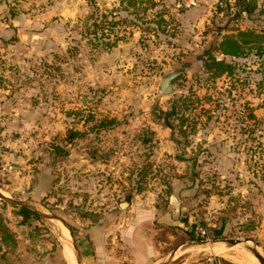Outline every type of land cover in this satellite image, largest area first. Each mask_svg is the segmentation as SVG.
Segmentation results:
<instances>
[{"label": "rangeland", "instance_id": "1", "mask_svg": "<svg viewBox=\"0 0 264 264\" xmlns=\"http://www.w3.org/2000/svg\"><path fill=\"white\" fill-rule=\"evenodd\" d=\"M0 192V264H69L52 220L19 203L58 218L92 264L142 261L113 234V258L93 262L95 224L148 234L152 264L248 250L217 254L216 239L264 255V0H0Z\"/></svg>", "mask_w": 264, "mask_h": 264}, {"label": "crops", "instance_id": "2", "mask_svg": "<svg viewBox=\"0 0 264 264\" xmlns=\"http://www.w3.org/2000/svg\"><path fill=\"white\" fill-rule=\"evenodd\" d=\"M87 227L88 228L85 230V232L87 235H89V239L92 241L90 258L93 259V262H95V258H100L102 256L106 257V259L113 258L112 252L109 251V253H107L108 248H104L105 245H107V243L111 240L110 236L113 234H115L114 237L116 238L120 237L119 239L123 245L127 244L131 246L134 256L142 260L141 264H152V256L158 252V250L151 244L149 235H142L141 232L136 231L135 227H132V229L128 230L121 229V224L101 226L95 224L93 226L87 225ZM138 241L142 243H138ZM108 262L109 261L106 260V263L104 264H111ZM86 263L92 264V262L89 260H86ZM95 264L97 263L95 262Z\"/></svg>", "mask_w": 264, "mask_h": 264}, {"label": "water", "instance_id": "3", "mask_svg": "<svg viewBox=\"0 0 264 264\" xmlns=\"http://www.w3.org/2000/svg\"><path fill=\"white\" fill-rule=\"evenodd\" d=\"M184 68H185V65H182L180 67H175L172 71H169L168 73H165L163 80L159 81L160 93L162 95H168V94H171L174 92V87H173L172 82L181 75ZM0 197L3 199L10 200V198L6 197L1 192H0ZM19 204L25 209L31 208V210H33L36 214H38L39 216H41L43 218L52 220L53 225L55 226V222L58 220V218H56L52 215H49V213H46L45 211H42L33 205L30 206L26 203H19ZM128 204H129V202H122L121 207L124 208ZM61 223L64 226H66L68 229H70V227L67 226L63 221ZM71 238H72V236H71ZM60 240H61V238H60ZM61 242H62V240H61ZM200 244H203V242H201ZM209 244H219V245H224L226 247L236 246V245L244 246L259 260L260 264H264V255L259 250L258 245L256 243L251 242L248 239H239V238H237V239H216V240H211V242ZM67 246L73 251L74 256L77 259L79 264H86V262L83 260L82 256L80 255L78 248L75 244V241L73 239L71 240L70 244L67 243ZM175 252H176V250L173 251V253L171 254V257L169 259L165 260L161 264H170L172 261V258L174 257Z\"/></svg>", "mask_w": 264, "mask_h": 264}, {"label": "trees", "instance_id": "4", "mask_svg": "<svg viewBox=\"0 0 264 264\" xmlns=\"http://www.w3.org/2000/svg\"><path fill=\"white\" fill-rule=\"evenodd\" d=\"M255 7L252 5H247L245 7V10H247L248 12H251V10H253ZM254 34V33H252ZM255 35V34H254ZM257 36V35H256ZM236 40V39H235ZM228 41H230L229 43V47H225L224 48V53L225 54H229V55H233V56H239L240 54V43L239 41H234V39H229ZM227 45V43H226ZM209 67H215L217 70H220V72H229L232 71L233 69V65L232 63L227 62L225 59H217L214 58L212 59V61L210 63H208ZM177 113L176 111V106L172 107V109L168 112H166V116L168 117V119H166L167 122H169V116H173ZM171 124V123H170ZM183 128V127H181ZM182 135H183V131H182ZM22 212L24 213V215H28L30 214V211L25 209V208H21ZM34 215L37 216V214L35 213ZM8 237H11L10 234L8 233L7 227L1 225L0 223V238L4 241V242H8ZM7 251L6 247H1L0 246V260H5V252Z\"/></svg>", "mask_w": 264, "mask_h": 264}, {"label": "bare ground", "instance_id": "5", "mask_svg": "<svg viewBox=\"0 0 264 264\" xmlns=\"http://www.w3.org/2000/svg\"><path fill=\"white\" fill-rule=\"evenodd\" d=\"M55 227L57 229V231L59 232V235H60V238L62 240V243L63 245L66 247L67 249V258H68V261H69V264H78L74 253L72 250H70V248L67 246V236H68V233L63 229L62 225H60L58 223V221L55 222ZM70 238V237H69ZM71 241V239H70ZM211 245H216V246H209V250L211 249L213 252L217 253V254H223L225 253L227 247L224 246V245H219V244H211ZM244 247V246H243ZM246 250V249H245ZM72 251V252H71ZM250 252V251H249ZM248 250L247 251H244L243 253V257L241 258H238V257H234V256H231L232 259L237 262L238 264H260L259 263V260L254 256L252 255L251 253H249ZM73 253V254H72ZM223 256V255H222ZM240 256V255H239ZM231 259V260H232Z\"/></svg>", "mask_w": 264, "mask_h": 264}, {"label": "built area", "instance_id": "6", "mask_svg": "<svg viewBox=\"0 0 264 264\" xmlns=\"http://www.w3.org/2000/svg\"><path fill=\"white\" fill-rule=\"evenodd\" d=\"M201 234L205 235L206 234V231L202 230L201 231Z\"/></svg>", "mask_w": 264, "mask_h": 264}]
</instances>
